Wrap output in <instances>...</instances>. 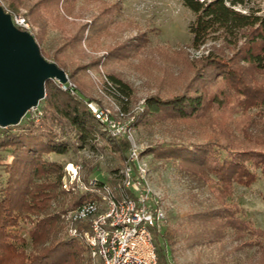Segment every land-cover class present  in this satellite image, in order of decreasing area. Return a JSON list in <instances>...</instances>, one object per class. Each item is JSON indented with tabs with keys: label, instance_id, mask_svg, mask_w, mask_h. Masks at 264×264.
I'll use <instances>...</instances> for the list:
<instances>
[{
	"label": "trees",
	"instance_id": "16d2710c",
	"mask_svg": "<svg viewBox=\"0 0 264 264\" xmlns=\"http://www.w3.org/2000/svg\"><path fill=\"white\" fill-rule=\"evenodd\" d=\"M76 1L37 0L23 15L32 26L36 22L41 25L46 18L62 25L67 21L64 14L73 13ZM179 1L192 14L187 24L189 46L199 49L209 39H220L231 47V56L225 59L218 53L207 52L195 63L180 69L177 75L164 68L165 75L176 79L182 87L167 94L146 95L134 123L146 126L165 120L183 122L206 111L220 110L223 102L216 94L223 93V88L218 87L209 95L196 83L215 78L232 85L231 89L241 96L238 104L245 119L237 127V135L234 132L227 135L228 141L225 137L220 141L209 135L201 141L189 139L146 149L155 159L167 158L176 163L181 174L205 184L212 196L204 202L197 200L180 214L169 212L164 224L155 228L159 264H166L167 256L180 241L187 246L211 244L225 234L226 227L232 228L239 238L250 236L253 244L263 245L259 237L263 230L242 217L241 206L228 198L234 183L250 185L264 177V138L248 137L249 129L258 124L251 119L252 115L245 113L251 106H256L257 112H264V86L245 76L240 64L246 62L253 68L251 71L264 70V6H251L249 0ZM114 6L112 3L99 7L89 23L88 39L108 31L107 16ZM85 25L82 23L67 35L58 52L67 49L85 52L79 46ZM141 42L142 39L124 37L113 40L106 48V62L111 66L104 75L103 91L124 111L132 91L114 68L119 62L129 63L143 73L140 66L144 61L138 54ZM133 57H138L140 63L131 61ZM66 62L67 59L61 63L54 56L58 67L66 69ZM74 68H67L66 72L72 83ZM82 76L77 77L80 83L74 82L73 87L68 81L59 84L54 79L45 80L44 96L34 106L36 113L29 109L18 123L0 126L1 157L11 156L10 161L0 164V264H92L83 240L66 232L59 234L60 214L81 204L85 189L71 194L65 206L61 202L57 209L53 208L51 201L62 199L72 189L63 187L64 162L50 155H63L86 146L109 149L119 156L116 171L127 161L129 141L122 136L111 137L94 116L86 104L89 98ZM96 180L110 185L118 182L112 177L108 181L100 177Z\"/></svg>",
	"mask_w": 264,
	"mask_h": 264
},
{
	"label": "rangeland",
	"instance_id": "374dc122",
	"mask_svg": "<svg viewBox=\"0 0 264 264\" xmlns=\"http://www.w3.org/2000/svg\"><path fill=\"white\" fill-rule=\"evenodd\" d=\"M35 1L37 0H0V4L5 11L12 9L23 15ZM249 1L251 6H264V0ZM112 3L115 6L107 16L108 31L88 39L91 19L97 14L100 6L103 4L108 6ZM64 16L67 21L62 25H55L48 18L41 25L36 22L32 26L29 22L31 28L29 26L28 31L32 35L34 34L33 37L46 60L54 62L55 56V60L62 63L67 59L65 67L70 70L76 67L71 79L77 84L80 83L77 77L83 75L82 80L87 84L85 92L89 98L86 104L90 109L88 103L94 107L106 106L114 115L117 111L116 104L120 107L103 91L104 75L111 66L106 62L107 45L115 39L120 40L124 37L130 38V40L142 39L138 54L144 61L140 66L144 72L142 73L129 63L119 62L114 68L128 83L132 91L126 111L120 108L123 115L116 114V118L121 122L129 121L131 134L140 151V162L148 171L150 187L167 215L169 212L180 214L197 200L204 202L211 199V192L205 184L181 174L178 170L179 166L170 159H155L152 152L146 151V149L158 144L189 139L201 141L209 138V135L215 136L220 141H223L222 139L225 137L228 141L229 133L234 132V135H237V127L242 126L245 118L241 106L238 104H241V96L231 89L233 86L218 78L211 81L205 79L202 83L197 80V85L209 95L214 93L218 87L223 88V93L216 94L221 99L220 102H223L220 104V110L206 111L183 122L165 120L143 126L134 123V121L143 107L146 95L155 92L167 94L171 90L177 91L182 87L176 79L168 78L165 75L164 68L177 75L180 69H185L188 64L195 63L197 58L207 52L218 53L225 59L230 57L231 47L220 39H209L199 49L189 46L190 34L187 24L192 18V14L182 6L179 0H77L73 13L64 14ZM82 23H86V25L79 46L85 52L80 53L70 49L58 52L59 49H62L66 36L74 33ZM93 59H97L96 62H90ZM131 61L140 63L138 57H133ZM240 64L243 65L245 76L256 84L264 86V70L251 71L253 68L246 62ZM67 68L62 69L67 72ZM66 81L73 87L74 82L72 83L68 78ZM234 83L236 84V82ZM34 109L31 108V111L36 113ZM245 110V113L252 115L251 119L258 124L249 129L248 137L250 139H252L251 136L255 139L264 138V112H257L256 106L248 107ZM1 155L0 153V164L10 161L9 154L4 157ZM50 156L64 162L66 174L63 187L72 189V193H67L62 199L51 201L55 209L61 202L65 206L70 200V195L83 190L82 185L87 184L90 178L100 177L104 181H108L111 177L118 179L120 168L116 171L114 169L119 165V156L112 150H96L86 146L71 149L63 155L51 154ZM69 165H72L73 169ZM72 170H76V173L74 174ZM100 195L101 192L85 190L84 199L99 198ZM228 199L241 206L242 217L250 219L254 227L263 230L262 236H259L263 245L253 244L249 240L250 236L239 238L234 235L232 228L226 227L225 234L211 244L187 246L186 243L180 241L167 256L166 264H264V177L257 178L250 185L234 183ZM69 210L70 208L60 214L62 219L60 221V236L67 233L70 222L66 215ZM149 228L155 247V242L158 243L156 229Z\"/></svg>",
	"mask_w": 264,
	"mask_h": 264
},
{
	"label": "built area",
	"instance_id": "2783aa9c",
	"mask_svg": "<svg viewBox=\"0 0 264 264\" xmlns=\"http://www.w3.org/2000/svg\"><path fill=\"white\" fill-rule=\"evenodd\" d=\"M7 12L15 26L29 29L24 15ZM88 105L111 137L128 139V158L119 170L116 184L90 178L82 185L83 189L101 192V195L87 198L68 211L67 234L84 241L92 264H159L149 227L159 229L166 213L150 187L148 171L140 162V151L129 121L116 118V114L123 115L117 104L114 115L106 106Z\"/></svg>",
	"mask_w": 264,
	"mask_h": 264
},
{
	"label": "water",
	"instance_id": "95a60500",
	"mask_svg": "<svg viewBox=\"0 0 264 264\" xmlns=\"http://www.w3.org/2000/svg\"><path fill=\"white\" fill-rule=\"evenodd\" d=\"M64 83V69L46 60L33 35L14 25L0 4V126L18 123L44 96V82Z\"/></svg>",
	"mask_w": 264,
	"mask_h": 264
},
{
	"label": "bare ground",
	"instance_id": "6f19581e",
	"mask_svg": "<svg viewBox=\"0 0 264 264\" xmlns=\"http://www.w3.org/2000/svg\"><path fill=\"white\" fill-rule=\"evenodd\" d=\"M69 167L73 169L72 165H69Z\"/></svg>",
	"mask_w": 264,
	"mask_h": 264
}]
</instances>
